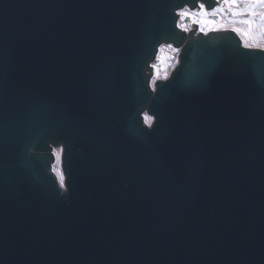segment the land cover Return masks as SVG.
<instances>
[{
  "label": "water",
  "instance_id": "water-1",
  "mask_svg": "<svg viewBox=\"0 0 264 264\" xmlns=\"http://www.w3.org/2000/svg\"><path fill=\"white\" fill-rule=\"evenodd\" d=\"M197 1L0 0V264H264V51Z\"/></svg>",
  "mask_w": 264,
  "mask_h": 264
},
{
  "label": "rangeland",
  "instance_id": "rangeland-1",
  "mask_svg": "<svg viewBox=\"0 0 264 264\" xmlns=\"http://www.w3.org/2000/svg\"><path fill=\"white\" fill-rule=\"evenodd\" d=\"M221 7L223 10L217 11L215 13L211 12L207 17H203V19L214 21V23H208V24L196 23L199 32L206 33L207 31L218 30L219 28H231V29L240 28L243 30H247L248 28L247 25L239 23L240 20L248 18L246 15L247 13L246 8H244V14L233 16L231 14L233 10L228 9L226 6L223 5ZM259 11L260 9H257V12ZM214 17L216 19H214ZM189 22L190 25L182 23L183 28L189 29L191 26L195 24L191 19H189ZM201 27L204 28V31L199 30ZM239 36L243 44H246L248 46L253 45V47L264 49V47H262L264 46V33H262L259 28L254 27L248 37H244L240 33ZM174 63H173V53L170 55L169 53H167V51H165L163 54H160L153 65V79L167 77L168 74L167 71L171 69L170 67H172L171 65ZM54 171L57 173L58 172L57 168L54 167ZM60 174H61V170H60Z\"/></svg>",
  "mask_w": 264,
  "mask_h": 264
},
{
  "label": "snow or ice",
  "instance_id": "snow-or-ice-1",
  "mask_svg": "<svg viewBox=\"0 0 264 264\" xmlns=\"http://www.w3.org/2000/svg\"><path fill=\"white\" fill-rule=\"evenodd\" d=\"M216 2L218 7L212 9L213 13L223 10L221 4L223 6H226L228 9L233 10L231 13L233 16L244 14V9L240 8L241 4H243L247 9L246 15L248 18L239 21V23L248 26L247 30L233 28L232 31L240 33L244 37H248L252 32L253 28L256 27L259 28L262 33H264V0H216ZM198 8V11H193L191 8L188 7L180 8L178 9L176 15L181 20L192 19L193 22L197 24L214 23V21L203 19V17L208 16V12L206 11L204 3H200ZM257 9H260V11L257 12ZM197 17H200V19H197ZM177 26L183 29V24H181L179 21H177ZM199 30L204 31V28L201 27ZM149 124H151V121H149ZM60 183L61 187H64L63 176H61L60 178Z\"/></svg>",
  "mask_w": 264,
  "mask_h": 264
},
{
  "label": "bare ground",
  "instance_id": "bare-ground-1",
  "mask_svg": "<svg viewBox=\"0 0 264 264\" xmlns=\"http://www.w3.org/2000/svg\"><path fill=\"white\" fill-rule=\"evenodd\" d=\"M197 4H200V2H198ZM165 47H167L168 49H164ZM164 50H168L169 53H174L173 55L176 58L177 49L174 50V49L171 48V46L169 44L162 43L160 45L159 49H158V54L163 53ZM153 62L154 61H152L151 63H149L150 66L153 65ZM168 72H169V70L167 71V73ZM151 82H152V80H151ZM143 118H144V120H145L146 123H149L150 118L148 117V115L146 114V112L143 113ZM53 152H54V154L56 156V160H57V162L54 165V167L57 168V170H58V172H57L58 173V177L61 178V174H60V153H61V148L60 147H56V148L53 149Z\"/></svg>",
  "mask_w": 264,
  "mask_h": 264
}]
</instances>
